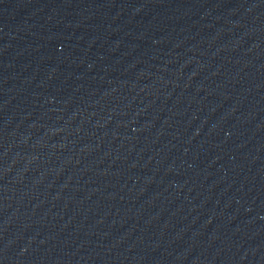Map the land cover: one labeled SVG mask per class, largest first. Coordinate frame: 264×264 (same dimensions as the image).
<instances>
[{
  "label": "water",
  "instance_id": "95a60500",
  "mask_svg": "<svg viewBox=\"0 0 264 264\" xmlns=\"http://www.w3.org/2000/svg\"><path fill=\"white\" fill-rule=\"evenodd\" d=\"M0 264H264V0H0Z\"/></svg>",
  "mask_w": 264,
  "mask_h": 264
}]
</instances>
